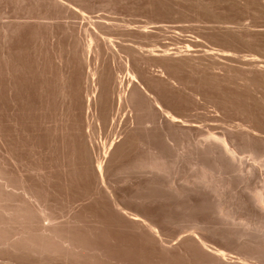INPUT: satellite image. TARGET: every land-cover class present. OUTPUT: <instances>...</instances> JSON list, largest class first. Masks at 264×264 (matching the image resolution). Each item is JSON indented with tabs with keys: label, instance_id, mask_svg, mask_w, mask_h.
<instances>
[{
	"label": "rangeland",
	"instance_id": "rangeland-1",
	"mask_svg": "<svg viewBox=\"0 0 264 264\" xmlns=\"http://www.w3.org/2000/svg\"><path fill=\"white\" fill-rule=\"evenodd\" d=\"M156 102L264 131V0H0V264H223L184 233L196 195L144 168ZM234 252L264 261V246Z\"/></svg>",
	"mask_w": 264,
	"mask_h": 264
},
{
	"label": "bare ground",
	"instance_id": "bare-ground-1",
	"mask_svg": "<svg viewBox=\"0 0 264 264\" xmlns=\"http://www.w3.org/2000/svg\"><path fill=\"white\" fill-rule=\"evenodd\" d=\"M128 78L139 84L136 77ZM155 106L160 116L162 147L157 160L144 168L157 173L165 190L178 192L180 189L189 196L196 195L193 199L199 208V217L190 218V226L184 233L189 234L199 250L219 263L264 264L256 256L234 252L253 245L264 246V152L242 145L239 137L249 138L253 134L264 139V131L250 132L243 125H237L233 128L236 134L229 129L218 132L206 122L176 117L157 102ZM177 134L183 135L184 148L178 147ZM169 150L175 154L173 161ZM243 155L247 157L241 158ZM186 157L192 163L185 175L181 170ZM96 171L105 185L108 178L102 162ZM181 181L183 186L179 184ZM144 223L154 232L164 230L162 217L158 221L148 214L144 216ZM231 256H236V261Z\"/></svg>",
	"mask_w": 264,
	"mask_h": 264
}]
</instances>
